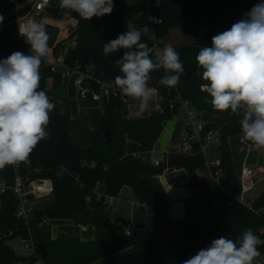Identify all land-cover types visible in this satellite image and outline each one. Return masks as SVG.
<instances>
[{
  "label": "trees",
  "instance_id": "obj_1",
  "mask_svg": "<svg viewBox=\"0 0 264 264\" xmlns=\"http://www.w3.org/2000/svg\"><path fill=\"white\" fill-rule=\"evenodd\" d=\"M113 2L115 7L110 15L85 20L75 12L62 9L60 0H53L47 10L50 19L44 23L50 35L48 55L58 53L64 42L77 37L75 47L66 55V64L72 68L77 65L91 67L95 80L113 83L115 77L121 75L117 61L122 53L106 57L103 45L129 30L124 0ZM253 6L248 0H161L150 8L152 18L160 21L154 23L155 37L143 33L142 42L147 43L150 49L155 43L163 46L162 39L172 29H178L195 37L196 46L211 47L214 35L228 30ZM15 19L16 16H10L0 25V60L16 51L29 54V46L18 33ZM176 50L184 64V73L176 87L160 85L159 81L165 74L163 69L151 74L152 86L161 96L158 115L134 119L129 115L128 103L120 97L104 99L100 103L104 107V115L92 133V144L82 148L73 142V121L69 112L62 114L54 108L47 126L50 138L37 145L27 163L0 169V183L10 185L17 171L29 175L32 180L48 181L53 199L51 206L36 208L34 217L21 220L16 216L18 199L14 193L6 191L0 195V264H183L221 236L235 241L245 230L251 229L264 240V191L250 205L240 202L241 188L229 144L231 137L242 134L239 123L242 112L233 114L231 110H214L211 97L201 89L207 81L200 77L198 66L186 60L184 48ZM40 76V90L45 91L48 97L49 79H53L55 89L63 84L61 75L52 72L45 64L40 68ZM91 86L98 90L95 84ZM178 94L191 102L197 113L208 112L217 117L213 130L220 136L217 150L221 165L212 167V172L215 176L219 170L225 172L233 184L231 193L224 191L216 181L198 178V170L206 163L202 151L204 140L193 142L191 153L171 152L164 155L159 167L152 164L150 152L163 132V123L175 119L178 114V106L170 108L171 101ZM107 127L111 132L109 136L106 135ZM128 140L139 144L143 155L128 154ZM167 166L184 170L172 176L170 183L185 189L216 193L221 207L207 203L201 212L186 219L184 238L178 242L168 241L164 229L162 232H147L141 227L126 229L112 223L106 198L118 197L124 187H129L164 228L169 201L157 177L164 174ZM100 184L104 190L99 197L96 191ZM36 188L44 190L42 184H37ZM98 214L105 217L103 225H98L93 218ZM46 220H70L76 225H93L95 240L81 241L63 233L53 239L52 228ZM17 238L33 242L31 256H17L9 245ZM43 247L47 250L46 258H43ZM258 250L262 255L264 244L258 245Z\"/></svg>",
  "mask_w": 264,
  "mask_h": 264
},
{
  "label": "clouds",
  "instance_id": "obj_2",
  "mask_svg": "<svg viewBox=\"0 0 264 264\" xmlns=\"http://www.w3.org/2000/svg\"><path fill=\"white\" fill-rule=\"evenodd\" d=\"M60 7L85 20L110 15L113 0H60ZM4 16L0 14V24ZM147 26L118 34L103 45L107 57L122 53L117 63L121 75L114 79L125 96L139 101L136 115L147 111L158 95L150 86L151 74L160 69L159 83L174 88L180 83L184 64L170 44L153 52L142 42ZM19 34L29 46V54L13 52L0 60V169L27 163L32 151L51 136L50 113L55 105L40 90V68L49 52L50 35L46 26L31 20L19 25ZM195 60L203 69L202 91L211 97L216 111L242 112L239 121L243 138L257 150H264V0L256 3L228 30L212 37V46L200 49ZM159 109V104L155 105ZM264 244L251 229L232 240L214 239L183 264H264L258 259V245Z\"/></svg>",
  "mask_w": 264,
  "mask_h": 264
},
{
  "label": "crops",
  "instance_id": "obj_3",
  "mask_svg": "<svg viewBox=\"0 0 264 264\" xmlns=\"http://www.w3.org/2000/svg\"><path fill=\"white\" fill-rule=\"evenodd\" d=\"M161 0H158V5ZM248 2L252 5L260 2V0H248ZM125 8L127 11L126 20L130 29H141L144 26L149 28V31L144 32V34L153 38L154 36V19L150 14V8L154 5L153 1L150 0H124ZM132 12H136L137 16L134 17ZM174 33L173 38H171V34ZM194 38L192 35L183 34L178 29H172L165 39H162L161 43L163 46L172 45L175 49L185 48V56L188 62L194 63L197 65L195 60L196 55L199 53L200 49L203 47L196 46L194 44ZM198 66V65H197ZM198 71L200 77H202L203 69L198 66ZM76 80L73 83L75 90L80 89V82L82 81V77L80 74H77ZM66 79L63 81L61 87L57 88V90L65 87ZM152 86V84L150 85ZM54 82L53 79H49L47 82V90L49 91V96L53 95L52 92L54 90ZM68 100V99H67ZM85 103H88L92 106L87 108L88 110V120L87 122H81L77 124L78 119L71 116V111L69 107L63 108L60 110L58 106L55 105V110H59L62 114L69 112L70 117L73 121V127L75 125V133L77 138L81 143L85 144V146L90 147L93 141L92 133L97 130L99 127L100 118L104 115V107L102 104H95L91 100H84ZM130 101H135L131 106H128L129 115L134 119H146L153 116L158 115L159 109L155 108L156 104H159V92L154 101L150 105L149 109L145 111L142 115L137 116L136 112L139 108V101L131 99ZM61 102V101H60ZM195 110V108L193 107ZM74 110V109H73ZM72 110V112H73ZM73 114V113H72ZM74 116V115H73ZM199 118L201 119L204 130L201 133L194 134L189 132L187 129V118L183 112H179L177 115V119H173L171 121H165L163 123V132L154 147V151L150 152V156L152 158H159L165 154L171 152H178V147L184 145L189 142L190 136L197 135L198 138L203 140L205 136L209 133V131L213 130L214 121L217 119L216 116L203 112L201 114L198 113ZM73 129V128H72ZM73 132V131H72ZM243 134L233 136L229 139V144L232 153L233 165L235 170L236 177L238 181L241 178V171L244 166H252L257 168L258 174V182L264 181V158L260 159L259 156L264 154V150H257L254 146H246L242 143ZM127 153L132 155H143L141 152V147L139 144L128 140L127 141ZM206 163L198 170V178L201 181H216L224 191L227 193H231L233 191V184L227 178L219 177L222 172L224 175L225 172L219 170L217 175L215 176L212 172L211 164L219 160V154L217 148L208 149L205 154ZM259 165V166H258ZM184 170L177 169L176 171L164 173L157 177L159 184L165 190L166 196L169 201V205L167 211L165 213V221L164 228L160 221L157 219V216L148 212L147 207L139 202L135 196L133 190L129 187H124L118 197H109L106 198V201L113 200L114 205L108 207L109 210V219L112 222H116L124 228H128L130 226L141 227L147 232H162L164 229L166 239L171 242L182 241L184 238V225L185 220L192 218L196 213L195 209V192L196 190L185 189L182 187H175L172 183H170V178L172 176L183 173ZM240 173V175H239ZM240 176V177H239ZM104 190L103 184H100L97 188V194L100 197ZM187 190L189 194L188 199H183V191ZM209 193L213 195H209ZM250 194V193H249ZM247 195L248 200L254 201L257 197H249ZM194 197V199H193ZM199 197L203 204H207L212 202L215 207L220 208V202L218 195L213 192L208 191H199ZM191 199L194 200L193 205L189 202ZM54 220H48L47 224H49L52 228V222ZM66 223H70V225H74L73 221L70 220H60ZM68 224H61V230L53 234L52 238L55 239L58 234L63 233L69 237L79 238L81 241H93L96 237V229L93 225L81 226L78 225L80 230L73 229Z\"/></svg>",
  "mask_w": 264,
  "mask_h": 264
},
{
  "label": "built area",
  "instance_id": "obj_4",
  "mask_svg": "<svg viewBox=\"0 0 264 264\" xmlns=\"http://www.w3.org/2000/svg\"><path fill=\"white\" fill-rule=\"evenodd\" d=\"M52 4L53 0H3L0 6V14L4 16V20L10 16H16L15 22L18 25L19 33V25L27 24L31 20H36L42 22L43 24L46 23L50 19V17L47 16V10L52 6ZM156 22L160 21L154 19V23ZM76 42L77 37L64 42L58 53L47 55L46 59L44 60V64L48 66L52 72L60 74L63 81L73 73L80 74L82 81L80 82L79 97L83 100H91L93 102L101 103L104 99L120 97L122 100H124V102L129 103L132 98L125 97L116 88L114 82L112 83L111 81L95 80L94 72L91 67L82 68L80 65H77L76 67L72 68L66 64V55L71 48L75 47ZM163 47L164 46L155 43L151 49L153 52H155L157 49ZM92 83L98 87V90L92 89ZM159 98L161 99L160 94ZM176 106H178V113L183 112L186 116L188 120L187 129L189 132L198 134L204 130V125L199 118L197 111L193 109L191 102L178 94L177 97L170 103L171 109H174ZM174 118L177 119V116ZM194 134L190 136L188 143L178 147V152L183 154L192 152V143L201 140L197 135ZM203 140L204 145L202 146V151L204 154L207 153L208 149H215L220 145V136L214 130L209 131ZM242 143L246 146H251V143L244 138ZM152 150L154 151V148ZM163 157L164 155L159 158H151L152 164L159 167ZM220 165V160H217L211 164V168H218ZM176 170L177 169H171V167L167 166L164 173H169ZM257 171L258 169L252 166H244L242 168L241 178L239 180V187L241 188L239 200L242 204L250 205L248 203L247 195L256 189V185L259 180ZM37 184H42L44 186V190L35 191L34 188H36ZM50 190L51 187L49 186L48 181H45L44 179L32 180L29 175H22L18 171L16 172L15 177L10 185L6 183H0V195L6 191H11L17 197L18 208L16 216L21 220H29L35 216L37 208L35 197L38 196L37 194L39 193L43 196L48 195L50 194ZM188 198V191L184 190L183 199ZM106 203L109 207L114 205L113 200L106 201ZM262 231H264V228ZM22 240V245H24L26 249L34 251V244L31 240ZM258 259L264 261V253Z\"/></svg>",
  "mask_w": 264,
  "mask_h": 264
},
{
  "label": "rangeland",
  "instance_id": "obj_5",
  "mask_svg": "<svg viewBox=\"0 0 264 264\" xmlns=\"http://www.w3.org/2000/svg\"><path fill=\"white\" fill-rule=\"evenodd\" d=\"M150 1L151 2L153 1L154 5H155V3H158V0H150ZM132 14L134 15V17L137 16L136 12H132ZM126 15H127V11H126ZM173 34L174 33L171 34V36H172L171 38H173V36H174ZM185 53H186V51H185ZM77 76H78L77 73L71 74L66 79L67 85L65 87H63L62 89H59V90L54 89L52 92L53 95H50L48 98L54 105L58 106L60 110H63V108H65V107H69V110L71 111V116L77 118L78 119L77 124H80L82 121L83 122L89 121L88 120L89 118L87 115V113H88L87 108H89L92 105L85 103V101L79 97L78 89L75 90L73 83H75L74 81L76 80ZM152 83H153V79L151 78L149 81V84L151 85ZM133 103H135V101H129L128 106H131ZM72 110H73V112H72ZM100 120H101V118H100ZM72 131L73 132H71V135L73 137L74 144L77 147H82V148L88 147V146H85V144L81 143L80 140L77 138L76 133H75L76 132L75 131V125H74ZM259 158L260 159L264 158V154H261L259 156ZM239 175H240V173H239ZM223 176L226 178V175H224L221 172L219 177H223ZM175 187H177V186H175ZM34 189H35V191H37V188H34ZM263 191H264V181L258 182L256 185V189L249 194V197H253V198L258 197V196H260V194ZM37 195L38 196L35 197L37 208H42L43 206H45V207L51 206L52 201H53L51 194L43 196L39 193ZM209 195L211 196L213 194L209 193ZM193 199H194V197H193ZM193 199H191L189 201L192 205L194 203ZM112 223H114V222H112ZM61 224L70 225V223H66L64 221L54 220L52 222L53 234H55L56 232L61 230V228H60ZM70 226L75 230H80L78 225H76L75 223H74V225L71 224ZM22 242H23V240L21 238H17L15 240L10 241L9 245L15 250L17 256H19V257L31 256L33 254V251L26 249L24 247V245H22L23 244Z\"/></svg>",
  "mask_w": 264,
  "mask_h": 264
},
{
  "label": "water",
  "instance_id": "obj_6",
  "mask_svg": "<svg viewBox=\"0 0 264 264\" xmlns=\"http://www.w3.org/2000/svg\"><path fill=\"white\" fill-rule=\"evenodd\" d=\"M76 16H79V15L76 14ZM43 64H44V62L42 63L41 66H43ZM106 132H107L106 133L107 136H109L111 134L109 127L106 128ZM248 203L252 204L254 202L252 200H248ZM194 206H195L197 213L201 212L205 206V204H203L200 200L199 191L195 192V204H194ZM93 218L95 219V221L98 225H103L105 222V217L103 215H100V214L93 215ZM42 249H43V258H46L47 257V250L44 247Z\"/></svg>",
  "mask_w": 264,
  "mask_h": 264
}]
</instances>
